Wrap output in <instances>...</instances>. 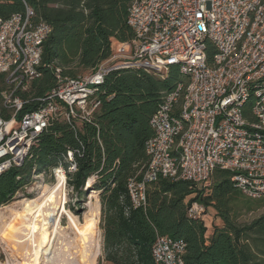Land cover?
<instances>
[{"label":"built area","instance_id":"built-area-1","mask_svg":"<svg viewBox=\"0 0 264 264\" xmlns=\"http://www.w3.org/2000/svg\"><path fill=\"white\" fill-rule=\"evenodd\" d=\"M30 14L26 7L24 14L0 17V173L22 165L51 122L89 121L111 69L177 66L188 79L166 94L150 118L147 163L127 181L132 206L145 205L146 186L159 177L189 180L207 193L216 169L228 171L246 196L264 197V0H132L126 21L133 37L115 41L110 57L94 70L57 75L56 86L34 99L38 108L21 113L51 31ZM250 96L252 119L241 108ZM72 156L67 151L65 158ZM58 172L65 176L61 167L52 170ZM208 207L194 201L188 214L203 219ZM184 248L181 239L157 235L152 256L159 264H184Z\"/></svg>","mask_w":264,"mask_h":264},{"label":"trees","instance_id":"trees-1","mask_svg":"<svg viewBox=\"0 0 264 264\" xmlns=\"http://www.w3.org/2000/svg\"><path fill=\"white\" fill-rule=\"evenodd\" d=\"M132 0H0V17L24 14L33 23L43 21L51 31L42 43L39 76L23 93L30 102L21 113L38 108L36 97L56 86L57 75L74 78L94 70L111 55L112 41L133 37L127 25ZM214 49L207 47L211 60ZM187 76L177 66L159 71L147 66L114 68L106 73L96 97L99 105L89 121L55 120L41 133L29 157L18 167L0 173V207L43 175L53 182L52 170L61 167L65 182L77 195L98 192L103 260L111 264H159L152 256L156 236L185 243L184 264H264V213L241 221L242 215L264 202L234 186L230 173L216 169L205 193L189 180L159 177L146 186L144 206L133 207L127 181L145 167V144L152 138L150 118L178 83ZM254 96L241 106L252 119ZM67 151L73 160H67ZM75 164L70 172L69 166ZM92 179L90 186H87ZM197 201L212 206L221 225L206 236L202 219L188 214ZM100 260V258H99ZM98 264H100L98 262Z\"/></svg>","mask_w":264,"mask_h":264},{"label":"bare ground","instance_id":"bare-ground-1","mask_svg":"<svg viewBox=\"0 0 264 264\" xmlns=\"http://www.w3.org/2000/svg\"><path fill=\"white\" fill-rule=\"evenodd\" d=\"M55 177L56 182L51 187L45 186L41 196L25 201L17 215L26 231L24 237H27L25 243L20 239L18 242L20 245H25L22 257L20 255V264H96L101 252V238L97 227L99 201L95 198L94 201L87 202V211L83 217L86 224L81 230V224L68 214V226L65 229H69L72 233L66 234L58 221L54 222L59 211L62 213L66 211L61 206L64 199L65 176L58 172ZM91 183L92 179H89L86 185L90 186ZM46 191L48 193L43 198ZM52 226L54 229L50 231ZM48 229L50 234L52 230L54 232L50 243L47 247H43L44 253L43 250L41 251V245Z\"/></svg>","mask_w":264,"mask_h":264},{"label":"rangeland","instance_id":"rangeland-1","mask_svg":"<svg viewBox=\"0 0 264 264\" xmlns=\"http://www.w3.org/2000/svg\"><path fill=\"white\" fill-rule=\"evenodd\" d=\"M116 44L114 43V46ZM53 175V173H52ZM54 181L47 182L43 175L34 176L32 182L27 185L23 190L16 193L14 200L4 206H1V219H0V264H20L23 252V247L25 245H20L18 242L27 241V237H24L25 230L21 225L17 215L19 211H21L23 204L25 201L36 199L37 197L41 196L45 186L51 187L56 182V177L53 175ZM48 191H46L43 195V198L47 195ZM63 201L62 205L63 208L66 210L64 213L58 212L55 221L61 226L63 232L65 231L66 234L72 233L69 229H65L68 226V214L75 217L76 220L81 224L80 230L84 228L86 224L85 220L83 219L85 212L87 211V202L94 201L95 198L99 201V195L97 191L94 190H86V192L82 195H77L70 187L66 185L64 181L63 187ZM264 213V202L258 203L255 205L254 209L250 212L241 216V221H250L251 219L258 217L259 215ZM17 220V221H16ZM220 221L217 218L216 212L214 209L209 208L207 211V215L204 217V222L206 223L208 228H211L214 222ZM100 202L98 206V215H97V227L99 230L100 238H101V252L97 258L96 264L98 262L100 264H111L103 260V253H102V230L100 228ZM54 226H52L51 229ZM53 230L50 234L49 229L46 232V238L42 242V249L45 253V248L50 243L53 237ZM5 234V236H4ZM52 235V237H51ZM20 239V240H19ZM50 239V240H49ZM47 241V242H46ZM15 247V249H13ZM20 250V251H19ZM22 250V251H21ZM100 258V260H99Z\"/></svg>","mask_w":264,"mask_h":264},{"label":"crops","instance_id":"crops-1","mask_svg":"<svg viewBox=\"0 0 264 264\" xmlns=\"http://www.w3.org/2000/svg\"><path fill=\"white\" fill-rule=\"evenodd\" d=\"M114 42H115V40L112 41V44H113ZM112 44H111V45H112ZM88 72H90V71H87V72H85V73H88ZM83 74H84V73H83ZM209 208L214 209L212 206H209L208 209H209ZM217 218H219V217H217ZM202 220H203V222H204V218H203ZM219 220H220V218H219ZM204 224H205V226H206V236H209V235H211V233H212L213 226H215V225H217V226L221 225V220H220V221H217V222H214L213 225L211 226V228H208L205 222H204Z\"/></svg>","mask_w":264,"mask_h":264}]
</instances>
